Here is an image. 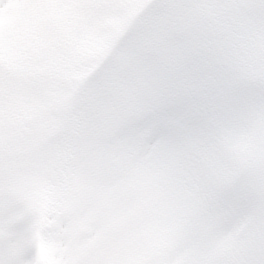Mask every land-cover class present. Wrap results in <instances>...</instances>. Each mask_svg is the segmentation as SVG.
I'll return each mask as SVG.
<instances>
[{"label": "snow or ice", "instance_id": "6c2138e0", "mask_svg": "<svg viewBox=\"0 0 264 264\" xmlns=\"http://www.w3.org/2000/svg\"><path fill=\"white\" fill-rule=\"evenodd\" d=\"M0 264H264V0H0Z\"/></svg>", "mask_w": 264, "mask_h": 264}]
</instances>
